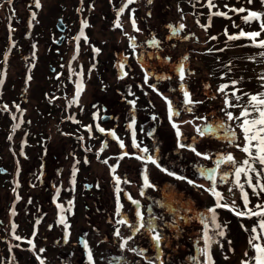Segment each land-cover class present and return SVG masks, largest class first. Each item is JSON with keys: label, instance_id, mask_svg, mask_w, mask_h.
<instances>
[{"label": "flooded vegetation", "instance_id": "obj_1", "mask_svg": "<svg viewBox=\"0 0 264 264\" xmlns=\"http://www.w3.org/2000/svg\"><path fill=\"white\" fill-rule=\"evenodd\" d=\"M64 1L54 3L56 8L53 5L51 9V16L56 18L52 27L45 15L53 0H0V264H82V257L90 264L89 251L91 264H97V258H104L102 254L95 255L97 250L92 239L98 232L105 238L109 236L115 244V248H107L110 255H119L123 260L124 247L120 245L128 224L117 221L124 219L125 205L129 204L135 206L136 213H142L146 222L145 228L136 231L139 240L145 233L149 236L147 246L138 244L133 248L140 253L138 258L145 263L144 258L150 261L154 252L173 249L174 254L175 206L166 204L164 195L158 194L154 197L158 204L152 206L153 200L142 185H137V200L132 199L129 191H121L124 196L118 191L114 195L105 194L103 211L109 212L111 219L103 216L107 229L105 233L97 230L102 225L96 221V197L102 189L105 191L104 181L108 179L104 173L102 181L101 175L95 173L97 164L111 171L114 168L111 145L129 143L131 138L124 135L135 132L136 124L141 123V131L147 125L154 128L157 117L148 113L147 108L135 106L127 96L138 92L139 99L146 89L156 93L159 89L150 88L153 87L150 81H138L137 91L130 88L129 82L124 88V67L130 68L124 65V40L107 39V35L111 37L109 32L124 37V9L120 14L110 12L115 17L107 27L103 19L108 16L98 0H69V5ZM105 3L113 9L112 0ZM98 22L104 24L106 38L96 39L94 34H89L86 39L89 44H85L86 27L92 32ZM45 83L51 87L46 89ZM78 84L82 85L79 91ZM124 107L128 110L125 114ZM168 122L171 127L176 125L172 116ZM100 128L105 131H99ZM97 144L104 147L97 148ZM124 148V153H128L129 146ZM124 153L118 155L123 161L142 162L146 156L135 152L137 156L129 159ZM59 154L71 160L70 167L66 169L61 164L49 179L48 160ZM101 155L105 159L98 160ZM138 156L142 159H137ZM148 164L155 165L169 185H176L175 166L164 168L157 161L156 164L148 161ZM116 173L124 184V170L121 177ZM144 177L147 176L139 178L140 182ZM160 191L167 192V189L162 186ZM116 205H121L119 215L114 210ZM148 223L161 237L159 246L152 239L154 233L148 230ZM151 248L152 254L147 250ZM153 264L161 263L156 260Z\"/></svg>", "mask_w": 264, "mask_h": 264}, {"label": "rangeland", "instance_id": "obj_2", "mask_svg": "<svg viewBox=\"0 0 264 264\" xmlns=\"http://www.w3.org/2000/svg\"><path fill=\"white\" fill-rule=\"evenodd\" d=\"M63 1L64 0H53V4L51 3L48 5L49 11H46L45 16L48 15V23H50L52 27L55 25L56 18L51 16V9L55 6L54 3H62ZM64 2L68 5L70 4L69 0H65ZM97 2L99 5L101 4L104 14L108 16V19H103V23L107 27L113 19V16L115 17V15L110 12L113 11L115 14H120L121 8L124 9V37L120 33L112 34L109 32L111 37L107 35V39L111 38L115 41L124 40V65H129L133 59L129 43L137 40L142 41L146 38L145 32L141 31L140 33H135L136 28L143 30V24L148 25L147 16L151 14V12L161 17H156L159 18L158 24L157 22L153 24L152 21H149V23H152V27L156 25L159 26L166 14L165 8H160V6L164 7L168 0H134L131 4L128 3V0H112L113 9H110L109 5L106 6L105 0H98ZM170 2L173 7L171 19L175 22L176 17L183 18L185 24H192L195 21L201 27V29L198 30V40L200 42L205 40L209 43L207 46L205 45L204 49L195 45L197 46L195 49H203V53L205 52L204 56L193 57L194 62L200 65L201 69L208 71V74L203 71L201 75L211 79L212 84L215 85L217 89L222 85H228L229 87L226 89V92L229 94L235 90L231 85L233 81H236L235 88L240 90L237 93L240 99L237 102L234 97L230 95L226 97L225 93L221 92V98L219 100L220 106L219 103L216 102H213L211 106L213 109L217 110L218 113L221 112L222 115L216 116L217 118L213 120L211 118L212 115L208 113L209 120H207L205 126L209 131L201 136L196 129H205L201 122L203 118L195 120L194 116L196 114L194 111H192V114L191 106H184L181 102V95L185 90L190 93V96L192 94V100L200 101L201 99L198 94V89L193 87L195 83L192 82L193 84L191 86L189 79H187L188 85L183 86V88L181 87V81L176 79V77L171 79V83L169 80L165 83H161L163 85L162 92L165 93L163 94L164 99L162 96L156 95L155 92L151 91L152 89H146L148 91L141 93L139 99L137 98L138 92L129 94L127 98L134 101L135 106L138 108H147L146 111L156 116L157 121H155L154 128L147 125L144 131H141V123L136 124V127H134L135 132L132 133L129 131L127 135H124L131 138L129 143L124 142L125 146H129L128 158L132 159L133 156H137V154L146 155L142 162L134 160L128 161L125 159L123 161L118 155L124 153L125 148H121L118 144H112V166L114 169H117V171H109V167L106 168L105 166L97 164L95 173L101 175V178H103L105 174L108 175L107 181H104L106 185L104 187L105 191L102 189V191L99 192L101 194H97L96 197L98 205L96 210V221L98 224L102 225L98 227L99 229L97 230L105 233L107 226L102 222V218L106 216L111 219L110 213L103 211L107 200L105 194L114 195L119 189V195L122 194L121 191L124 193L129 191L128 194L132 196V199L137 200L138 198L135 197L138 193L137 185H142L145 186V192L149 193L147 196L153 200L152 206L158 204L154 199L155 195L158 194L159 196L164 195V202L175 206L176 210L175 240L177 246L175 253L173 254V249H168L166 252L161 251L160 253L154 252L155 260H158L161 264H245V262H247V264H255L253 260L255 249L253 245L249 243V239L253 235L260 236L261 239L253 241V243H259L264 246V232L258 227L261 218L256 216L240 217L229 210V207L241 211L244 210L242 191L234 183L233 165L227 162L221 163L216 170L215 176L216 190L223 196L221 203L229 207H216V198L209 191H205V189L211 187V181L201 176L200 170L216 168V160L222 155L231 154L238 165L245 159H248L247 155L236 147L237 144L242 147L244 143L243 134L240 128L237 127L241 121H228L225 113L231 111L234 116L240 115L242 106H247L249 99V96L244 95V93H248L249 95L264 93V86H262L264 85V79H261V77H264V56L260 55L261 52H264V49L254 46L250 40L244 37L237 40H229L228 35H238L241 30L245 32L260 31V24L264 23V0H212L214 7H209L208 0H170ZM150 3H152L153 6H151ZM125 5H127V7H124ZM240 8H243L245 11H232V9ZM133 11H135L136 15ZM216 12L226 13V15L218 16L214 14ZM249 12H256L261 19L249 20L246 22L245 17L248 16ZM99 19H101V15L98 16V20ZM133 20L135 21L134 26ZM118 23L121 24V20H119ZM104 24L100 22L96 23L97 28L95 27L92 32L88 31L86 27L87 30L84 32L85 40L89 34H94L96 39L106 38ZM212 37H216V39H212ZM260 38L264 39V32L261 33ZM85 44H89V41L86 40ZM188 48L192 49L191 46H188ZM80 50H83V48L80 47ZM209 51L212 53H209ZM126 54L129 56L127 57ZM41 55L42 54H40V56ZM45 56L48 58V55ZM136 58L138 59V57ZM81 61H83L82 54ZM145 62L146 67L153 68L151 58L147 59ZM44 70L47 71L46 69ZM13 71L14 70H12V72ZM81 71L83 72L84 69L82 68ZM12 72L11 74H13ZM192 72L196 74L197 70H193ZM202 76L201 78H197V80L204 78ZM209 79H207L208 82H210ZM136 80L141 81V79H133L127 74H124V88H127L126 86L129 85V82L130 88H134L137 91ZM44 87L49 89L51 86L49 83H45ZM151 94H153V96H151ZM226 98L230 99L233 104L238 103L240 106L226 108ZM148 99H150V102L154 105H150ZM166 101L171 102L174 112H179V115H172L175 121H178L177 118L182 121V124L176 127V131L172 128L173 125L172 127L169 125L168 104ZM147 105L150 106V108H148ZM193 107L195 108L194 105ZM125 111L128 110L124 107V114ZM221 123L226 127L231 126L235 130L236 140L234 144L228 142L225 133L218 127ZM226 123H228V125ZM177 130L180 133L179 136H177ZM133 135L136 137L135 142H137L139 147H134ZM181 145L185 146L184 149L178 148ZM101 147L103 148L104 145L97 144V148ZM190 148H195L197 152L207 154L211 156L212 159H204L202 156L196 155V152H193ZM141 149H147V152H143ZM148 155H154L155 157L153 156L152 158L164 168L175 166V186L172 184H170L171 186L169 185V181L165 180L167 178L162 177L155 165L148 164ZM97 159H105V157L101 155L98 156ZM48 163H50L48 167V178L51 179L54 176V171L59 169V167L62 166L61 164H63L66 169L69 168L71 160L59 154L57 158L51 157ZM255 167L259 170L260 165L257 163ZM66 169L64 170V179L67 177ZM123 170L124 184L123 181L117 184L115 178L119 177V174L116 172H119L121 177ZM85 174L87 175V172H85ZM143 175L147 176L148 183L152 185L151 188L144 185V181L140 182L139 178L141 179ZM222 175L226 176V181L221 180ZM249 175L252 176L253 183L255 184L257 180L255 173H249ZM177 177H184L186 179H178ZM103 180L104 178L102 181ZM152 180L154 182H152ZM189 180L194 183H188ZM259 180L261 184H264V176L259 177ZM125 181H127V183H125ZM240 182L244 184L243 192L248 194V207L255 211H260V209H257L255 206L257 204H264V192H260L259 187H257L256 193H253L252 188L246 183V177L243 175L240 178ZM162 186L167 189V192L160 191ZM230 188L232 189L231 191H229ZM169 190L173 192L171 193ZM122 196H124V194H122ZM130 200L131 199L128 201ZM125 206L124 219L127 221L128 226L124 230V233H126L124 239L130 236L132 239L128 240V243L124 246V259L122 260V257L119 255H110L111 252H108L107 248H110V246L115 248V244L110 242L109 236L105 238L99 235L100 233L98 232L97 236L94 238L95 240L92 239L95 241L93 245L97 250L95 255L100 257L99 254H102L104 258H97V264H149L153 261V256H151L150 262L147 261L148 257H146L144 258L145 263H143L140 258H138L137 252L131 251L130 248L133 249L138 244H141L143 247L147 246L149 236L145 233L142 239L139 240L136 231L134 233L132 232L133 228L129 225L136 224V220H138L137 213L133 208L135 207L133 204ZM117 208L118 206L114 208L115 212H117ZM212 208H215V223L212 222L211 217L213 214L209 211V209ZM153 209L155 211L157 210L156 207ZM81 210L83 209L81 208ZM120 210L121 208H119V211ZM81 212L83 215L85 214V212ZM143 214H145L144 211ZM84 216L82 222L85 220ZM134 216L136 220H134ZM114 218H117L116 214H114ZM216 225H220V227L217 228ZM85 226H87V223ZM253 227L257 229L255 233L251 231ZM221 230L224 233L223 236L218 234ZM205 233L211 238L210 244L207 245L208 253L211 257L210 262L208 257L202 252L206 247ZM127 247H129V252L126 250ZM147 250H149L148 253L151 252L152 254V250L154 249L151 248ZM144 254H146V252H144ZM82 264H88L87 259L82 257Z\"/></svg>", "mask_w": 264, "mask_h": 264}, {"label": "snow or ice", "instance_id": "obj_3", "mask_svg": "<svg viewBox=\"0 0 264 264\" xmlns=\"http://www.w3.org/2000/svg\"><path fill=\"white\" fill-rule=\"evenodd\" d=\"M9 2H10V0H9ZM133 2H134V0H128L129 4H131ZM208 4H209V7H214V5L212 4V0H208ZM37 6H39L38 3H37ZM124 7H127V5H125ZM121 11H123V8L121 9ZM232 11L244 12L245 10L243 8H240V9H232ZM214 14L218 15V16L219 15H226V13H222V12H216ZM245 19L247 22L249 20H260L261 18L256 12H249L248 16L245 17ZM133 25H135L134 20H133ZM86 26L87 25L85 24V27ZM117 27H119L118 23H117ZM183 27H184L183 25L179 26L180 29H182ZM260 29H261L260 31H253V32H245V31L241 30L238 35H228V39L229 40H237L241 37H244V38H247L248 40H250L254 46L264 49V39L260 38L261 33L264 32V23L260 24ZM174 31H176V30L174 29ZM81 35H83V32H81ZM212 39H216V37H212ZM152 43L155 44L156 42L153 40ZM260 55L264 56V52H261ZM184 75H185V69H184L183 64H181L179 66V76H180L181 80L184 79ZM261 79H264V77H261ZM236 83H237L236 81L232 82L231 86L235 90L232 91L230 94L226 92V89L229 87L228 85L220 86L217 89V91L225 93L226 97L229 95L231 97H234L238 102L240 99V96H238L237 93L240 90L235 88ZM262 86H264V85H262ZM181 87L183 88V85H181ZM81 88H82V85L78 84L77 85L78 91ZM153 90H155V89H153ZM183 94H184V103L185 104L197 103L191 99L190 93L188 91L185 90ZM244 95H248L249 99H248L247 106H242V110L240 112V115L234 116L231 111L226 112L225 115H226L228 121H234V120L241 121L237 125V127L240 128V130L243 134V142L244 143H243L242 147L239 144H237L236 147H238L242 152H244L247 155L248 159H245L244 161H242L241 164L238 165L237 162L235 161L234 157L231 154L222 155L216 160V168L201 169L200 175L211 181V187L205 189V191H209L216 198V207H229L228 205L221 203V201L223 200V196L220 192H218L216 190L215 176H216V170L220 166L221 163L227 162V163L232 164L233 165V175L235 177L234 183L242 191L244 210L241 211V210H238V209L232 208V207H229V210L233 211L237 216H240V217H244V216L260 217L261 219H260L258 227L261 229L262 232H264V204H257L255 206L257 209H260V211H255V210L249 208L248 207V205H249L248 194L246 192H243L244 184H242L240 182V178L243 175L246 177V183L248 184V186L250 188H252L253 193H256L257 187H259L260 192H264V184H261L260 180H259V177L264 176V93H258V94H252V95H249L248 93H244ZM166 102L168 104L170 119H171V116L173 114L179 115L178 111L174 112L173 107L171 105V102L170 101H166ZM238 106H240L238 103L233 104L230 99H227V98L225 99V107L226 108H232V107H238ZM153 119H155V117H153ZM173 127L175 128L177 126L175 124H173ZM218 127L221 130H223V132L226 135V138L228 139V142L230 144H234L235 140H236L235 130L231 126L226 127L223 123H221ZM196 130H197L198 134H200L201 136L205 135L209 131L208 129H201V128H197ZM99 131L104 132L105 130L103 128H100ZM111 135H113V138H116L114 133H111ZM179 135H180V133L177 130V136H179ZM133 145H134V147H139V145H137L135 143L134 135H133ZM120 147L124 148V144L122 142H120ZM181 147H184V145H181ZM191 150L193 152H196V155L202 156L204 159H212V157L207 155V154L197 152L195 148H192ZM141 151L147 152V149H141ZM124 155H128V153H124ZM136 158L142 159V157H139V156ZM147 160L153 164H156V161L151 156H148ZM104 163H107V161H104ZM257 163L260 165L259 170L255 167V164H257ZM157 167H159L158 164H157ZM161 170L164 171V169H161ZM112 171L114 172L115 169L113 168ZM249 173H255V175L257 177L255 184L253 183V178L251 175H249ZM168 174L174 175L171 172H169ZM177 178L178 179H186L184 177H177ZM115 179H116V183L119 184L120 178L116 177ZM221 180L226 181V176L222 175ZM125 183H127V181H125ZM144 183L148 187L152 186L148 183L147 177H145ZM188 183L192 184L194 182L189 180ZM198 187H200V186H198ZM231 190L232 189L230 188L229 191H231ZM118 191H119V189H118ZM141 194H143V193H141ZM133 203H137V202L133 201ZM209 211L213 214L211 219H212V222L215 223V208L209 209ZM117 215H119V205L117 208ZM137 217L139 218L138 224L129 225L130 227L133 228L134 232L139 231L141 228L146 227V222H144V217L139 211L137 212ZM61 223H64L63 217H61ZM117 223L126 224L127 221L122 218L119 221H117ZM216 227L219 228L220 225H216ZM147 228H148V230H151L154 233L152 236V239L156 242L157 246H159V242L161 239L159 233H157L156 230L151 227L150 223L147 224ZM251 231L253 233H255L257 231L256 227H253ZM218 234L220 236L224 235L222 230ZM116 235L117 236L120 235L118 229L116 231ZM16 239H20V238L16 237ZM130 239H132L131 236L128 237L127 239H124V241L120 245V247L123 248L128 243V240H130ZM259 239H261L260 236L253 235L250 237L249 243L252 244L253 248L255 249V255L253 257L255 264H264V246H262L259 243H253V241H256ZM210 240H211V238L207 236V233H205L206 247L202 250V252L205 256L208 257L209 262L211 261V257L208 253L207 245L210 244ZM85 247L87 248L86 244H85ZM131 250L134 252L136 251V249H131ZM137 254H140V253H137ZM88 260L91 264L92 256H91L90 251L88 253ZM245 264H247V262H245Z\"/></svg>", "mask_w": 264, "mask_h": 264}, {"label": "trees", "instance_id": "obj_4", "mask_svg": "<svg viewBox=\"0 0 264 264\" xmlns=\"http://www.w3.org/2000/svg\"><path fill=\"white\" fill-rule=\"evenodd\" d=\"M170 3V0H168L164 7L160 6V8H165L166 14L159 26L156 25L152 27V23H149V21H152L153 24L156 22L158 24L159 18L161 17L158 14L151 12V14L147 16L148 25L143 24V30L140 28H136V30L134 29L135 33H140L141 31L145 32L146 38L142 41L137 40L129 43V47L132 50L131 55H133V59L128 65L131 66L129 69L124 67V74H127L133 79H141V82L144 83L150 81L153 85V87L150 88L159 89V92H155V94L162 96L163 99V94L165 93L162 92L163 85L161 83H165L168 80L171 83V79H174L175 77L181 81L183 86L188 85L187 79H189V82H191V86L193 84L192 82H194L195 86L193 87L198 89V94L201 97L200 101L193 100L197 102L193 103L195 106L194 108L192 104L184 103V94L182 93L181 102L184 106H191V112L194 111L196 114L194 116L195 120L198 118H203V121H201L202 125L205 127V129H207L205 123L207 120H209L208 113L212 115L211 118L213 120L217 118L216 116L222 115L221 112L218 113V111L213 109L211 106L213 102L219 103L221 92L217 91V88L212 84L211 79L201 75L203 71L208 74V71L201 69V66L194 62L193 57L204 56L205 52L203 53L202 50L205 48V45L207 46L209 43L205 40H202L201 42L198 40V30L201 29V27L195 21H192V24H185L183 18L176 17L175 22L173 19H171L173 7ZM150 4L153 6L152 3ZM133 13L136 15L135 11H133ZM180 25H183L184 27L180 29ZM174 29L176 31H174ZM153 40L156 42L155 44L152 43ZM195 45H198V47L203 49H195L197 47ZM188 46H191L192 49L188 48ZM209 53L212 52L209 51ZM126 56L128 57L129 55L126 54ZM136 57H138V59ZM149 58H151L153 68H148L145 66V61ZM181 64H183L185 69L183 80H181L179 76V66ZM193 70H197L196 74L192 72ZM201 76L204 78L197 80V78H201ZM207 79H209L210 82H208ZM137 82L138 80H136L135 83ZM151 96H153V94H151ZM168 114L170 117L169 110ZM177 119L178 121H174L176 122V126H179L182 124V121L179 118ZM226 124L228 125V123ZM184 147L179 146L178 148L184 149ZM154 260L155 258L153 257V261ZM153 261L150 264H153ZM154 262H156V260Z\"/></svg>", "mask_w": 264, "mask_h": 264}]
</instances>
